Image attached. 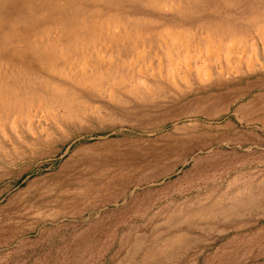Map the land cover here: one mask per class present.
Masks as SVG:
<instances>
[{
	"label": "rangeland",
	"instance_id": "rangeland-1",
	"mask_svg": "<svg viewBox=\"0 0 264 264\" xmlns=\"http://www.w3.org/2000/svg\"><path fill=\"white\" fill-rule=\"evenodd\" d=\"M0 63V264H264V0H0Z\"/></svg>",
	"mask_w": 264,
	"mask_h": 264
},
{
	"label": "bare ground",
	"instance_id": "bare-ground-1",
	"mask_svg": "<svg viewBox=\"0 0 264 264\" xmlns=\"http://www.w3.org/2000/svg\"><path fill=\"white\" fill-rule=\"evenodd\" d=\"M139 1V0H138ZM107 2V1H106ZM143 4V3H142ZM141 5V4H140ZM144 8V7H143ZM40 18V17H39ZM43 31V30H42ZM47 35V34H46ZM41 38H43L42 36H41ZM47 38V37H46ZM47 40V39H46ZM130 40V39H129ZM35 41V40H34ZM137 41V40H136ZM131 42H132V40H131ZM134 42H135V40H134ZM139 42V41H138ZM151 42V41H150ZM52 43V42H51ZM91 43V42H90ZM100 43V42H99ZM104 43V42H103ZM110 43V42H109ZM130 43V42H129ZM133 43V42H132ZM77 44V43H76ZM84 44V43H83ZM88 44V43H87ZM111 44V43H110ZM125 44V43H124ZM49 45V44H48ZM91 45V44H90ZM100 45V44H99ZM108 45V44H107ZM117 45V44H116ZM159 45V44H158ZM24 46V45H23ZM76 46V45H75ZM85 46H86V44H85ZM35 47V46H34ZM90 47V46H89ZM118 47V46H117ZM76 48V47H75ZM87 48V47H86ZM93 48V47H92ZM228 48V47H227ZM56 49V48H55ZM112 49V48H111ZM117 49V48H116ZM135 49V48H134ZM46 50V49H45ZM59 50H61V49H59ZM82 50V49H81ZM54 51V50H53ZM55 51H57V50H55ZM94 51V50H93ZM98 51V50H97ZM113 51V50H112ZM134 51V50H133ZM60 52V51H59ZM86 52V51H85ZM135 52H136V50H135ZM63 55V54H62ZM132 55V54H131ZM127 56V55H126ZM60 57V56H59ZM70 57V56H69ZM148 58V57H147ZM63 59V58H62ZM66 59H67V57H66ZM236 60V59H235ZM239 61V60H238ZM241 61H243V60H241ZM240 61V62H241ZM232 62V61H231ZM248 62V61H247ZM253 62V61H252ZM251 62V63H252ZM255 63V62H254ZM1 64V63H0ZM109 64V63H108ZM107 64V65H108ZM5 65V64H4ZM51 65V64H50ZM111 65V64H110ZM115 65V64H114ZM146 65V64H145ZM242 65V64H241ZM247 65V64H246ZM9 66V65H8ZM116 66V65H115ZM264 66V65H263ZM47 67V66H46ZM51 67V66H50ZM49 67V68H50ZM227 67V66H226ZM229 67V66H228ZM100 68V67H99ZM145 68V67H144ZM245 68V67H244ZM16 69H18V68H16ZM52 69V68H51ZM191 69V68H190ZM226 69V68H225ZM248 69H250V67L248 68ZM247 69V70H248ZM153 70V69H152ZM198 70V69H197ZM227 70V69H226ZM12 70H10V72H11ZM56 71V70H55ZM54 71V72H55ZM60 71V70H59ZM114 71V70H113ZM220 71V70H219ZM254 71V70H253ZM20 72V71H19ZM52 72V71H51ZM249 72V71H248ZM256 72V71H255ZM5 73V72H4ZM53 73V72H52ZM60 73V72H59ZM94 73V72H93ZM114 73V72H113ZM118 73V72H117ZM135 73V72H134ZM206 73V72H205ZM25 74H26V72H25ZM50 74V73H49ZM111 74V73H110ZM126 74V73H125ZM242 74V73H241ZM0 75H2V74H0ZM15 75H17V74H15ZM34 76V75H33ZM39 76V75H38ZM53 76V75H52ZM60 76V75H59ZM105 76V75H104ZM107 76V75H106ZM257 76V75H256ZM4 77V76H3ZM12 77V76H11ZM198 77V76H197ZM255 77V76H254ZM17 78V77H16ZM38 78V77H37ZM55 78V77H54ZM59 78V77H58ZM88 78V77H87ZM120 78V77H119ZM138 78V77H137ZM7 79V78H6ZM26 79V78H25ZM44 79V78H43ZM89 79V78H88ZM127 79H128V77H127ZM20 80V79H19ZM31 80V79H30ZM49 80V79H48ZM111 80V79H110ZM150 80V79H149ZM13 81V80H12ZM15 81V80H14ZM18 81V80H17ZM26 81V80H25ZM34 81V80H33ZM36 81V80H35ZM39 81H40V79H39ZM148 81V80H147ZM46 82V81H45ZM53 82V81H52ZM144 82V81H143ZM15 83V82H14ZM17 83V82H16ZM23 83V82H22ZM26 83V82H25ZM50 83V82H49ZM146 83V82H145ZM3 84V83H2ZM5 84H6V82H5ZM13 84V83H12ZM56 84V83H55ZM142 84V83H141ZM23 85V84H22ZM34 85H35V83H34ZM47 85V84H46ZM143 85H145V84H143ZM21 86V85H20ZM28 86V85H27ZM31 86V85H30ZM36 86V85H35ZM7 87V86H6ZM17 87V86H16ZM19 87V86H18ZM39 87V86H38ZM41 87V86H40ZM48 87H50V85L48 86ZM1 88V87H0ZM5 88V87H4ZM26 88V87H25ZM31 88V87H30ZM128 88V87H127ZM139 88V87H138ZM10 89V88H9ZM42 89H43V87H42ZM124 89H125V87H124ZM17 90V89H16ZM33 90V89H32ZM53 90V89H52ZM147 90V89H146ZM7 92H9L8 90H7ZM12 92V91H11ZM38 92H39V90H38ZM46 92V91H45ZM117 92V91H116ZM10 93V92H9ZM26 93V92H25ZM28 93H29V91H28ZM33 93V92H32ZM42 93V92H41ZM40 93V94H41ZM145 93V92H144ZM193 93H194V91H193ZM34 94V93H33ZM39 94V93H38ZM44 94V93H43ZM126 94V93H125ZM9 95H11V94H9ZM25 95V94H24ZM30 95V94H29ZM42 95V94H41ZM45 95V94H44ZM1 96V95H0ZM26 96H27V94H26ZM127 96V95H126ZM5 97V96H4ZM12 97H14V96H12ZM24 97V96H23ZM17 98V97H16ZM48 98V97H47ZM215 98V97H214ZM13 99V98H12ZM20 99V98H19ZM29 99V98H28ZM226 100H227V98H225ZM31 100V99H30ZM143 100V99H142ZM17 101V100H16ZM24 101L25 100H23V103H24ZM211 101V100H210ZM8 102V101H7ZM20 102V101H19ZM209 102V101H208ZM6 103V102H5ZM9 103V102H8ZM7 103V104H8ZM17 104V103H16ZM21 104H22V102H21ZM30 104V103H29ZM204 105V104H203ZM202 105V106H203ZM180 106V105H179ZM234 106V105H233ZM147 107V106H146ZM145 107V108H146ZM5 108V107H4ZM20 108V107H19ZM26 108V107H25ZM178 108V107H177ZM204 108V107H203ZM230 108V107H229ZM17 109V108H16ZM154 109H156V108H154ZM184 109V108H183ZM141 110V109H140ZM152 110H153V108H152ZM177 110V109H176ZM187 110V109H186ZM185 110V111H186ZM199 110V109H198ZM24 111V110H23ZM174 111V110H173ZM205 111V110H204ZM12 112V111H11ZM149 112V111H148ZM147 112V113H148ZM156 112V111H155ZM170 112V111H169ZM200 112V111H199ZM1 113V112H0ZM145 113V112H144ZM157 113H159V112H157ZM171 113V112H170ZM174 113V112H173ZM184 113V112H183ZM191 113V112H190ZM194 113H196V112H194ZM26 114V113H25ZM172 114V113H171ZM175 114V113H174ZM179 114V113H178ZM188 114V113H187ZM1 115V114H0ZM20 115V114H19ZM152 115V114H151ZM10 116V115H9ZM168 116V115H167ZM178 116V115H177ZM191 116V115H190ZM193 116V115H192ZM223 116V115H222ZM226 116V115H225ZM26 117V116H25ZM182 117V116H181ZM200 117V116H199ZM157 118V117H156ZM211 118V117H210ZM5 120H6V118H4ZM15 118H13V120H14ZM154 119V118H153ZM182 119V118H181ZM186 119V118H185ZM218 119V118H217ZM148 120V119H147ZM183 120V119H182ZM202 120V119H201ZM210 120V119H209ZM165 121V120H164ZM168 121V120H167ZM181 121V120H180ZM204 121V120H203ZM5 122V121H4ZM163 122V121H162ZM179 122V121H178ZM177 122V123H178ZM209 122V121H208ZM214 122V121H213ZM197 123V122H196ZM169 124V123H168ZM170 125V124H169ZM192 125V124H191ZM178 126V125H177ZM1 127V126H0ZM168 127V126H167ZM184 127V126H183ZM196 127V126H195ZM199 127V126H198ZM165 128V127H164ZM205 128V127H204ZM154 129V128H153ZM192 129V128H191ZM172 131V130H171ZM174 131H175V129H174ZM180 131V130H179ZM183 131V130H182ZM198 131V130H197ZM203 131V130H202ZM7 132V131H6ZM164 132H165V130H164ZM163 132V133H164ZM178 132V131H177ZM176 132V133H177ZM212 132V131H211ZM214 132V131H213ZM199 133V132H198ZM160 135V134H159ZM162 135V134H161ZM6 136V135H5ZM157 136V135H156ZM165 136V135H164ZM177 136V135H176ZM14 137V136H13ZM7 138V137H6ZM5 138V139H6ZM9 140V139H8ZM206 140V139H205ZM4 141V140H3ZM163 141V140H162ZM5 143H6V141H4ZM175 142H176V140H175ZM31 143V142H30ZM198 143H199V141H198ZM202 144V143H201ZM218 144V143H217ZM178 145V144H177ZM211 145V144H210ZM213 145V144H212ZM165 146V145H164ZM163 146V147H164ZM190 146V145H189ZM215 146V145H214ZM6 148V147H5ZM176 148V147H175ZM211 148V147H210ZM172 149H174V148H172ZM177 149V148H176ZM196 149V148H195ZM201 150V149H200ZM206 150V149H205ZM209 150V149H208ZM207 150V151H208ZM132 153V152H131ZM140 153V152H139ZM167 153H169V151L167 152ZM202 153V152H201ZM205 153V152H204ZM177 154V153H176ZM184 154V153H183ZM192 154V153H191ZM88 155H90V154H88ZM104 155V154H103ZM142 156V155H141ZM181 156V155H180ZM101 157V156H100ZM120 157V156H119ZM137 157V156H136ZM96 158V157H95ZM112 158V157H111ZM134 159V158H133ZM91 160V159H90ZM117 160V159H116ZM119 160V159H118ZM112 161V160H111ZM114 161V160H113ZM94 164V163H93ZM101 164V163H100ZM105 164V163H104ZM85 165H86V162H85ZM89 165V164H88ZM96 166V165H95ZM89 167V166H88ZM99 167V166H98ZM97 169V168H96ZM103 170V169H102ZM81 174V173H80ZM82 175V174H81ZM1 176H3V175H1ZM61 177V176H60ZM61 179V178H60ZM69 180V179H68ZM69 182V181H68ZM57 183V182H56ZM16 184V183H15ZM13 186V185H12ZM15 186V185H14ZM54 186V185H53ZM55 187V186H54ZM31 188V187H30ZM57 188V187H56ZM51 189V188H50ZM21 192V191H20ZM4 193V192H3ZM30 193V192H29ZM40 194V193H39ZM78 194V193H77ZM250 194V193H249ZM5 195V194H4ZM42 195V194H41ZM260 195V194H259ZM256 198V197H255ZM254 198V199H255ZM244 199V198H243ZM247 199V198H246ZM24 202V201H23ZM36 202V201H35ZM39 202V201H38ZM252 202V201H251ZM256 202V201H255ZM17 203V202H16ZM15 203V204H16ZM40 203V202H39ZM2 208V207H1ZM9 208V207H8ZM212 210V209H211ZM12 213V212H11ZM206 213V212H205ZM6 214V213H5ZM213 214V213H212ZM9 215V214H8ZM216 215V214H215ZM176 228V227H175Z\"/></svg>",
	"mask_w": 264,
	"mask_h": 264
}]
</instances>
